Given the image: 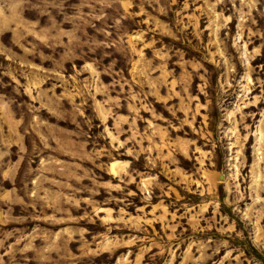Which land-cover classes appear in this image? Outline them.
Listing matches in <instances>:
<instances>
[{
    "label": "rangeland",
    "instance_id": "1",
    "mask_svg": "<svg viewBox=\"0 0 264 264\" xmlns=\"http://www.w3.org/2000/svg\"><path fill=\"white\" fill-rule=\"evenodd\" d=\"M0 264H264V0H0Z\"/></svg>",
    "mask_w": 264,
    "mask_h": 264
}]
</instances>
